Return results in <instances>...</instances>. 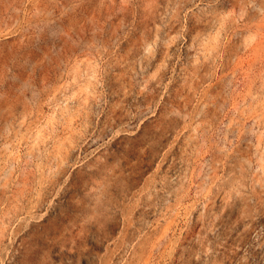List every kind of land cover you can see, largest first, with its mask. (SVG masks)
Instances as JSON below:
<instances>
[{
	"label": "rangeland",
	"instance_id": "obj_1",
	"mask_svg": "<svg viewBox=\"0 0 264 264\" xmlns=\"http://www.w3.org/2000/svg\"><path fill=\"white\" fill-rule=\"evenodd\" d=\"M0 264H264V0H0Z\"/></svg>",
	"mask_w": 264,
	"mask_h": 264
}]
</instances>
